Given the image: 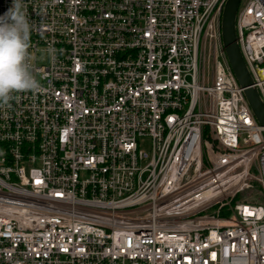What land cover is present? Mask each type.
Listing matches in <instances>:
<instances>
[{"label":"built area","instance_id":"obj_1","mask_svg":"<svg viewBox=\"0 0 264 264\" xmlns=\"http://www.w3.org/2000/svg\"><path fill=\"white\" fill-rule=\"evenodd\" d=\"M226 2L24 0L42 90L0 106V264H264V127ZM236 33L264 103V0Z\"/></svg>","mask_w":264,"mask_h":264},{"label":"clouds","instance_id":"obj_2","mask_svg":"<svg viewBox=\"0 0 264 264\" xmlns=\"http://www.w3.org/2000/svg\"><path fill=\"white\" fill-rule=\"evenodd\" d=\"M33 27L24 0H12L0 15V106L7 105L16 93L42 90L30 63Z\"/></svg>","mask_w":264,"mask_h":264},{"label":"water","instance_id":"obj_3","mask_svg":"<svg viewBox=\"0 0 264 264\" xmlns=\"http://www.w3.org/2000/svg\"><path fill=\"white\" fill-rule=\"evenodd\" d=\"M241 0H227L222 14V40L228 61L245 93L259 124L264 127V103L242 57L237 42L236 17Z\"/></svg>","mask_w":264,"mask_h":264},{"label":"rangeland","instance_id":"obj_4","mask_svg":"<svg viewBox=\"0 0 264 264\" xmlns=\"http://www.w3.org/2000/svg\"><path fill=\"white\" fill-rule=\"evenodd\" d=\"M246 2H247V0H241L240 7H243V6L246 4ZM213 60H214L213 57H212V56H209V54H208V56H207V60H206V70H207L208 72L211 71V67H212ZM207 71H206V72H207ZM145 147H146V148L149 147L148 142L145 143ZM238 200H239V201H242V200H243V196L240 195V196L238 197Z\"/></svg>","mask_w":264,"mask_h":264}]
</instances>
